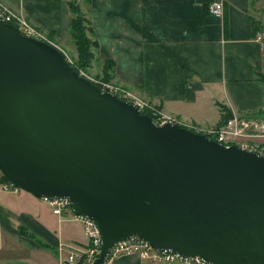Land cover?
Returning <instances> with one entry per match:
<instances>
[{
  "label": "water",
  "instance_id": "water-1",
  "mask_svg": "<svg viewBox=\"0 0 264 264\" xmlns=\"http://www.w3.org/2000/svg\"><path fill=\"white\" fill-rule=\"evenodd\" d=\"M0 171L95 221L102 264L132 236L213 264H264V155L155 124L0 20Z\"/></svg>",
  "mask_w": 264,
  "mask_h": 264
},
{
  "label": "crops",
  "instance_id": "crops-1",
  "mask_svg": "<svg viewBox=\"0 0 264 264\" xmlns=\"http://www.w3.org/2000/svg\"><path fill=\"white\" fill-rule=\"evenodd\" d=\"M1 1L60 48L71 40L72 0ZM209 1L84 0L96 62L110 60L113 82L186 123L210 128L232 114L261 123L264 38L255 37L264 34V0H223L222 18L208 13ZM255 140L264 146V130ZM4 183L0 264H58V244H85L78 220L54 214L42 198ZM112 264L161 263L121 255Z\"/></svg>",
  "mask_w": 264,
  "mask_h": 264
},
{
  "label": "built area",
  "instance_id": "built-area-1",
  "mask_svg": "<svg viewBox=\"0 0 264 264\" xmlns=\"http://www.w3.org/2000/svg\"><path fill=\"white\" fill-rule=\"evenodd\" d=\"M223 10V0H210L207 3V11L214 17L222 18ZM0 20L13 25L25 36L55 46L63 53L66 61L76 68L63 49L55 44L43 30L34 26L25 16L12 9L1 0ZM263 38V33H256V41L262 42ZM77 72L79 75L84 76L93 84L97 85L102 92H109L118 98L131 103L140 113H149L150 118L157 125L163 123L175 124L194 132L201 133L207 138L213 139L225 147L235 145L258 155H264V146L255 140L256 137L263 135L264 124L260 122L241 117L237 114H232L225 119L223 123L215 127L201 128L194 124L186 123L176 116L165 113L155 102L142 98L132 90L120 84L97 81L85 73L80 72V70H77ZM4 187H9L13 190L18 189L11 183L6 182L4 183ZM41 198L51 208L54 214L61 216L67 214L78 220L82 225L84 234L86 235L87 241L80 246H67L62 243L58 244L56 248L58 264H91L93 260L99 256L101 246V237L95 221L83 215L74 214L71 201L68 197L58 196L54 198ZM121 255H135L142 260L161 264H213L202 260L199 256H184L169 249H156L152 247L148 241L137 236H132L129 239L113 243L108 256L102 264H112L113 260Z\"/></svg>",
  "mask_w": 264,
  "mask_h": 264
},
{
  "label": "trees",
  "instance_id": "trees-1",
  "mask_svg": "<svg viewBox=\"0 0 264 264\" xmlns=\"http://www.w3.org/2000/svg\"><path fill=\"white\" fill-rule=\"evenodd\" d=\"M70 9L73 16L69 21V33L77 49V53H78L77 65L79 67L85 68L86 66H88L89 59L93 57L94 51L97 49V41L93 38V31L90 26L88 18L83 15L80 8L75 3L70 2ZM83 22H86V26H84ZM257 28H259L258 25ZM86 29H88L92 38L87 37L85 32ZM91 48L94 49L92 53L90 50ZM103 65L104 66L101 69L103 78L105 80H109L111 78L113 64L110 60H106L104 61ZM76 69L78 70L77 67ZM258 78L264 83V74H259ZM142 113L149 115V113L147 112H142ZM0 181L10 183L8 178L3 173L1 175Z\"/></svg>",
  "mask_w": 264,
  "mask_h": 264
},
{
  "label": "rangeland",
  "instance_id": "rangeland-1",
  "mask_svg": "<svg viewBox=\"0 0 264 264\" xmlns=\"http://www.w3.org/2000/svg\"><path fill=\"white\" fill-rule=\"evenodd\" d=\"M73 3H75L83 13V15L86 17V10H85V3L84 0H72ZM73 16V14H72ZM84 26H86V22H83ZM86 35L88 38H92L91 34L89 33L88 29H86ZM71 39V37H70ZM61 46V49L65 52V54L68 56V58L72 61V63L80 70V72L85 73L86 75L90 76L92 79H95L97 81H102V82H111L115 83L112 81L110 78L109 80H105L103 78V74L101 69L103 68L104 65L97 63L96 62V54L93 48H91V53L94 51L93 57L89 59V64L85 68L79 67L77 64L78 61V53L75 44L73 43L72 39L68 40L67 42H63L59 44ZM104 63V62H103ZM117 84V83H116ZM260 122V121H259ZM261 123H264V119L261 121ZM20 190H23L21 188H18ZM87 241V239H86Z\"/></svg>",
  "mask_w": 264,
  "mask_h": 264
}]
</instances>
